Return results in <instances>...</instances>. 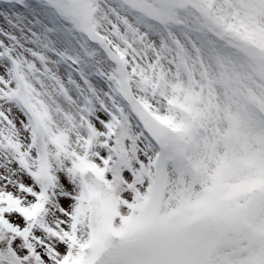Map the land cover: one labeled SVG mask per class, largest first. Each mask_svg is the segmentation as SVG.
<instances>
[{"label": "snow or ice", "instance_id": "6c2138e0", "mask_svg": "<svg viewBox=\"0 0 264 264\" xmlns=\"http://www.w3.org/2000/svg\"><path fill=\"white\" fill-rule=\"evenodd\" d=\"M0 264H264V0H0Z\"/></svg>", "mask_w": 264, "mask_h": 264}]
</instances>
